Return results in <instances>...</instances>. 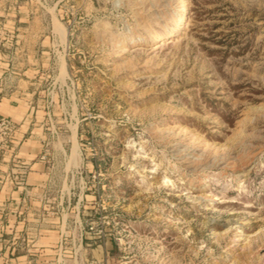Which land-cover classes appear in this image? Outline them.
Segmentation results:
<instances>
[{
    "label": "rangeland",
    "instance_id": "1",
    "mask_svg": "<svg viewBox=\"0 0 264 264\" xmlns=\"http://www.w3.org/2000/svg\"><path fill=\"white\" fill-rule=\"evenodd\" d=\"M1 69L0 264H264V0H0Z\"/></svg>",
    "mask_w": 264,
    "mask_h": 264
},
{
    "label": "crops",
    "instance_id": "2",
    "mask_svg": "<svg viewBox=\"0 0 264 264\" xmlns=\"http://www.w3.org/2000/svg\"><path fill=\"white\" fill-rule=\"evenodd\" d=\"M29 70L30 69H27L25 70V72L11 70L13 74H10L9 70L7 69L0 70V115L11 117L13 120L21 118V121L23 119L25 121L21 124V127L18 128L15 134L14 143L13 145L11 144V148L0 150V171L7 172L8 175L11 172L18 170L15 168L17 160L30 164L28 174L37 173V171H44L45 169L43 161L32 163L38 156L41 155L42 152H32V150H24L25 144L28 140L24 139L27 130H22V127L24 125L28 126V124H26L27 118H25V115L22 114L21 106L28 103V101L26 100L27 96H24L26 92L25 90L19 88L21 87L20 84H7V80L9 81V77H18L20 75H25V73H27ZM17 183L22 184V186H19L20 188H25V184H29L28 177L22 181H17Z\"/></svg>",
    "mask_w": 264,
    "mask_h": 264
},
{
    "label": "built area",
    "instance_id": "3",
    "mask_svg": "<svg viewBox=\"0 0 264 264\" xmlns=\"http://www.w3.org/2000/svg\"><path fill=\"white\" fill-rule=\"evenodd\" d=\"M18 130L16 122L9 117L0 116V150L7 148L9 144L14 143L15 134ZM46 154L42 156L45 158ZM1 158V152H0ZM15 168L20 170L18 171L21 174V181L25 179L27 172L30 169V164L26 162L16 161ZM16 172V171H14Z\"/></svg>",
    "mask_w": 264,
    "mask_h": 264
},
{
    "label": "bare ground",
    "instance_id": "4",
    "mask_svg": "<svg viewBox=\"0 0 264 264\" xmlns=\"http://www.w3.org/2000/svg\"><path fill=\"white\" fill-rule=\"evenodd\" d=\"M181 21V20H180ZM174 34V30L172 32H169L168 36H172ZM156 36L158 37L159 34L157 33ZM64 37V36H63Z\"/></svg>",
    "mask_w": 264,
    "mask_h": 264
}]
</instances>
